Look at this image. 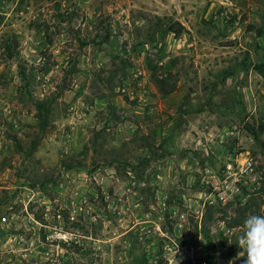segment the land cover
I'll return each instance as SVG.
<instances>
[{"label":"rangeland","instance_id":"obj_1","mask_svg":"<svg viewBox=\"0 0 264 264\" xmlns=\"http://www.w3.org/2000/svg\"><path fill=\"white\" fill-rule=\"evenodd\" d=\"M249 2L0 0V264H244L264 181L225 204L209 174L264 177Z\"/></svg>","mask_w":264,"mask_h":264},{"label":"built area","instance_id":"obj_2","mask_svg":"<svg viewBox=\"0 0 264 264\" xmlns=\"http://www.w3.org/2000/svg\"><path fill=\"white\" fill-rule=\"evenodd\" d=\"M223 174H209L213 191L209 197H215L225 204L244 203L260 190L264 177L258 162L251 155L223 165ZM7 221V218H4ZM194 251V247L191 248Z\"/></svg>","mask_w":264,"mask_h":264},{"label":"clouds","instance_id":"obj_3","mask_svg":"<svg viewBox=\"0 0 264 264\" xmlns=\"http://www.w3.org/2000/svg\"><path fill=\"white\" fill-rule=\"evenodd\" d=\"M246 260L244 264H264V214H249L236 242Z\"/></svg>","mask_w":264,"mask_h":264},{"label":"crops","instance_id":"obj_4","mask_svg":"<svg viewBox=\"0 0 264 264\" xmlns=\"http://www.w3.org/2000/svg\"><path fill=\"white\" fill-rule=\"evenodd\" d=\"M236 11L240 16V20L255 24L264 19V0H250L246 8L240 6L236 8ZM260 27L261 31L260 33L257 32V34L264 41V24Z\"/></svg>","mask_w":264,"mask_h":264},{"label":"trees","instance_id":"obj_5","mask_svg":"<svg viewBox=\"0 0 264 264\" xmlns=\"http://www.w3.org/2000/svg\"><path fill=\"white\" fill-rule=\"evenodd\" d=\"M168 30L175 33V35L179 36L186 30V28L181 22L176 21V22H173L169 25ZM260 31L261 30L259 29L258 33H260ZM254 67L258 70V72H260L261 74H264V63L255 65ZM262 130H264V129H262ZM255 137L257 138L258 135H255ZM262 145L264 147V141L262 142ZM234 254L235 253H232L231 255H234Z\"/></svg>","mask_w":264,"mask_h":264}]
</instances>
